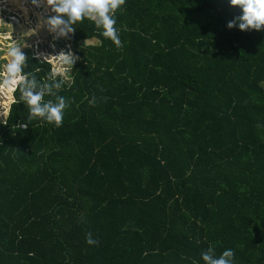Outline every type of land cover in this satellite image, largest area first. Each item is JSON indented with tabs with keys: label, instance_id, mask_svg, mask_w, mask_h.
<instances>
[{
	"label": "trees",
	"instance_id": "16d2710c",
	"mask_svg": "<svg viewBox=\"0 0 264 264\" xmlns=\"http://www.w3.org/2000/svg\"><path fill=\"white\" fill-rule=\"evenodd\" d=\"M240 15L230 0H125L120 47L78 22L60 127L5 87L0 264H205L210 247L264 264V28L229 29Z\"/></svg>",
	"mask_w": 264,
	"mask_h": 264
},
{
	"label": "clouds",
	"instance_id": "9594fccd",
	"mask_svg": "<svg viewBox=\"0 0 264 264\" xmlns=\"http://www.w3.org/2000/svg\"><path fill=\"white\" fill-rule=\"evenodd\" d=\"M124 3L125 0H31V4L42 8L43 12L39 14L35 27L25 32V35L31 37L36 35L40 29H46L53 35V40L61 38L71 40L76 29L74 25L87 18L102 30V36L120 47L121 40L115 27L114 14ZM230 5L238 6L242 10V15L227 23L229 29L238 26L241 31L253 29L259 31L264 28V0H230ZM85 43L89 41L86 40ZM25 47L29 45L26 43L23 46L9 45L5 56L0 58L7 61L0 70V77H3L0 81V89L18 87L21 94L20 99L28 108L27 118L29 120L41 118L49 124L54 123L56 127H60L64 110L70 106L65 97L57 95L63 81L56 80L57 69L52 70L48 76V82L44 83H38L35 74L25 73L24 68L28 61V57L22 51ZM41 55L43 60L47 59V55ZM56 59L61 64L73 66L79 57L72 52L69 45L67 51L61 50L56 55ZM45 96L54 97V99L45 101ZM90 104L95 105V97L92 98ZM86 243L95 246L99 241L94 239L92 233L89 232L86 234ZM201 258L205 264H233L234 251L226 249L217 257L214 249L210 247L201 253Z\"/></svg>",
	"mask_w": 264,
	"mask_h": 264
},
{
	"label": "rangeland",
	"instance_id": "374dc122",
	"mask_svg": "<svg viewBox=\"0 0 264 264\" xmlns=\"http://www.w3.org/2000/svg\"><path fill=\"white\" fill-rule=\"evenodd\" d=\"M19 1L21 3V8L24 10L27 9V11H25V16L13 6L7 5L8 3L6 0H0V58L5 56L9 45L16 44L23 46L26 43L29 47L23 48V52H28L39 61L49 62L51 72L53 69H57L59 76L62 78L66 77L68 66L70 65L61 64L56 59V55H58L61 50H68L65 39L53 40V35L46 29H40L36 35L27 37L25 32L35 27L39 14L43 12V9L33 6L31 0ZM41 54L47 55V59L43 60ZM6 62V59H0V70H2V66ZM2 79L3 77H0V81H2ZM5 89L6 88L0 89V120L5 117L8 106L12 101V91L9 95L8 90Z\"/></svg>",
	"mask_w": 264,
	"mask_h": 264
},
{
	"label": "built area",
	"instance_id": "2783aa9c",
	"mask_svg": "<svg viewBox=\"0 0 264 264\" xmlns=\"http://www.w3.org/2000/svg\"><path fill=\"white\" fill-rule=\"evenodd\" d=\"M19 127H20V128H23L24 126H23V125H20Z\"/></svg>",
	"mask_w": 264,
	"mask_h": 264
}]
</instances>
